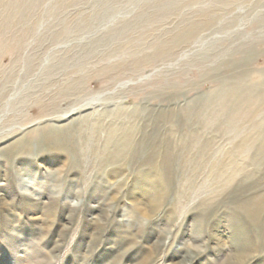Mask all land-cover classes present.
Masks as SVG:
<instances>
[{
    "label": "rangeland",
    "instance_id": "1",
    "mask_svg": "<svg viewBox=\"0 0 264 264\" xmlns=\"http://www.w3.org/2000/svg\"><path fill=\"white\" fill-rule=\"evenodd\" d=\"M0 264H264V0H0Z\"/></svg>",
    "mask_w": 264,
    "mask_h": 264
}]
</instances>
